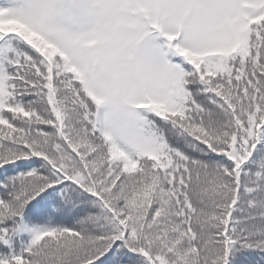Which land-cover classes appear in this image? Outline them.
Returning a JSON list of instances; mask_svg holds the SVG:
<instances>
[{
	"label": "snow or ice",
	"instance_id": "1",
	"mask_svg": "<svg viewBox=\"0 0 264 264\" xmlns=\"http://www.w3.org/2000/svg\"><path fill=\"white\" fill-rule=\"evenodd\" d=\"M0 264H264V0H0Z\"/></svg>",
	"mask_w": 264,
	"mask_h": 264
}]
</instances>
